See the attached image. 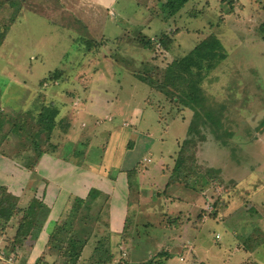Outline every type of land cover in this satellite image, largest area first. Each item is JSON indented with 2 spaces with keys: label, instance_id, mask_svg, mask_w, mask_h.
<instances>
[{
  "label": "rangeland",
  "instance_id": "1",
  "mask_svg": "<svg viewBox=\"0 0 264 264\" xmlns=\"http://www.w3.org/2000/svg\"><path fill=\"white\" fill-rule=\"evenodd\" d=\"M166 1L140 0L136 6L130 3L123 9L115 4L108 8L116 31L107 30L115 35L111 44L102 48L104 58L111 57L117 62L112 61L111 69L123 89L134 91V103L149 96L148 104L157 105L161 118L170 126L163 134V148L157 145L151 153L153 164L140 169L146 193L137 198L132 190L133 200L136 199L141 208L133 207L128 215V229L124 233L129 238H125V234L121 237L124 244L114 251L112 260L106 264H162L165 259L158 257L160 253H168L165 264H203V261L221 264L223 259L224 264H264L260 255L253 263L235 258V254L253 245L264 248V214L259 212L264 211V0H190L187 8L165 19L161 6ZM143 11L165 19L161 20V27L166 29L162 30L165 33L160 32L164 34L161 40L160 33L156 37L151 33L156 21L148 16L138 17ZM123 12L129 19L124 20ZM88 13L92 16L99 14L77 0H0V88L5 87L1 102L12 104V92L23 85L38 88L41 84L46 87L44 83L64 84V77L80 70L74 68L76 62L82 63L91 57L96 65L97 61L103 60L97 55L102 53L96 51L101 45L99 41L93 40V45L85 52L86 45L80 44L85 38L90 40L86 34L88 24L96 23V20H90ZM140 21L151 23L143 26ZM125 33L129 35L123 36ZM130 34L136 37L135 42ZM212 36L223 47L225 58L220 63L211 69L194 66L192 75L187 78L193 81L191 88L186 80L185 83L174 81L169 91L157 90L164 82V70L172 62L184 58L202 39ZM117 40H122L121 44ZM147 42H153V53L148 55L147 50H138L143 45L149 46ZM30 56L37 60L30 62L36 67L29 69L23 66V60L29 61ZM41 59H45L43 65ZM139 60L145 61L139 65ZM53 67L62 71L59 78L53 77ZM47 68L54 71L45 76ZM96 70L102 71L99 67ZM103 72L107 77V72ZM132 72L143 77L153 75L154 89L135 81ZM194 91L202 98L200 103H192L195 111L180 102L183 92L189 95ZM149 108L146 114L149 113L154 130H148L153 135L162 131V127L153 120L155 111L150 112L152 108ZM37 111L38 107L10 115L0 107V139L8 137L5 146L9 147L5 151L9 154L17 152L15 144L30 139L28 130H34L36 125L28 120L36 117ZM14 126L16 131L11 132ZM164 149L169 152L165 154ZM161 160L164 161L159 166L162 179L154 180L159 169L154 166H158ZM260 188L262 200L254 202L251 196ZM254 203L261 205L259 211ZM86 207H103V213H106L105 207L108 206L103 200L91 201ZM92 214L95 222H102L96 232L99 239L108 244L113 242L107 236L106 215L103 221L102 217L97 218L96 210ZM84 215L82 212L79 217ZM197 219L202 227L191 226ZM17 220L18 216L10 220L4 230L0 227V249L4 252L9 250L7 240L14 236ZM161 221L164 226L158 228ZM184 224H189L192 230L186 240L196 238L198 242L200 239L198 245L194 244L191 255L185 252L189 241L180 244L183 237H179L180 233L182 235L179 228ZM78 226V222L73 225L72 234L81 238L84 233H79ZM159 230L166 231V234L156 237ZM235 230L237 236L233 234ZM148 234H153L154 239L147 237ZM93 246L88 244L83 255H87ZM210 247L213 252L204 255ZM27 248L25 245L19 249L18 261L29 263ZM198 248L202 256L198 254ZM133 251L147 252V256L135 258ZM179 256L184 263L179 262ZM66 260L56 258L54 262L64 264ZM51 263L49 259L44 264ZM0 264L4 263L0 261Z\"/></svg>",
  "mask_w": 264,
  "mask_h": 264
},
{
  "label": "crops",
  "instance_id": "2",
  "mask_svg": "<svg viewBox=\"0 0 264 264\" xmlns=\"http://www.w3.org/2000/svg\"><path fill=\"white\" fill-rule=\"evenodd\" d=\"M77 1L88 5L99 13L98 15L95 14V16L88 13L90 15L89 17H91L90 20H96V23L93 22L88 24L86 34L89 36L90 40H86L85 38V41H79L80 44L84 43L87 47L86 49L83 48V52L91 47L94 40L101 43V45L97 46L98 50L96 51L102 53V48L111 44V40L115 35L114 32L109 33L107 30L111 28L112 31H116L112 24L114 19L110 18L108 15V8L115 6V4L123 9L129 6L130 3L136 6L140 0ZM110 12L112 13V11ZM125 13L126 12H123V14ZM141 15L143 17L148 16L151 20L156 21L157 25L151 29V33H153L152 36L154 35L156 37L160 32L165 33L162 30L166 29L163 26L161 27V20L165 21V19L157 17L156 15L152 16L144 11L138 13L139 18ZM126 19H129L127 14H125L124 17V20ZM140 22L143 26L151 23V21ZM119 26L120 21L117 26L118 29ZM124 26L127 27V25ZM141 29L145 30L144 28ZM145 33L146 32L143 34ZM128 35L127 33L123 34V36ZM141 35L142 33L140 32V36ZM132 37L134 41L136 37ZM121 42L122 40L119 44H121ZM138 50H147V55L148 53H153L151 48L145 47L144 45L143 48L139 47ZM97 55L103 58L101 61L96 60L97 66L92 63L91 57L82 63L76 62L74 68L80 70L70 75V77H64L65 85L62 84L64 86H62L60 82L52 84L44 83L46 87H43V84H41L38 88L25 87V85H23L17 87L15 92H12V97H10L13 101L12 104L0 101V107L4 108V111L8 112L10 115L20 112H29L36 107H38L37 112H39L42 106L48 104H53L58 111L55 119V130L50 140L42 146L41 155L32 170L26 168L23 161L21 159H16L14 154L11 155L5 151V149L9 147L5 146V141L8 140V137L7 139H0V185L5 186L7 192L17 198L19 208L27 209L30 203L35 200L47 209V216L39 236L35 240L27 238L24 242V246L27 245L28 247L26 249V254L29 257V264L35 263L37 260L42 259V257L45 261L49 259L53 261V255H49V236L52 234L55 227L63 221L69 213H71L72 216L75 214L76 222L79 224L78 228H80L79 233H84L83 240L85 241V246L81 251L78 264H90L91 255L94 253L96 243L100 240L96 232L97 229L99 230L102 222L94 221V215L92 213L95 212V210L98 219L102 217V220L105 221L104 216L106 215L105 224L107 236H110V240L113 241L109 244L111 254L113 255L118 247L121 248V244H124V242H122L123 238L121 239V237L125 234V238H129L126 236V233H124L128 229V215L133 210V207L141 208V205L136 203V199L133 200L132 190L134 189L136 192L137 198L146 193L143 187L144 181L142 180L143 175L140 169L149 163L153 164L154 159L151 153L157 145L163 148V144H165L163 134H166V130L170 125H166L165 121L161 118L162 115H160L157 105L148 104L147 101H149V96L146 98L142 97L139 99L140 101L138 100L134 103V91L123 89V87L120 86V81L117 80L114 70L111 69L113 62H117L111 57L104 58L103 53H97ZM28 60L29 61H26V59L23 60V66L29 69L31 67H36L30 64V62H32V60L36 61L37 59H33L32 56H30ZM44 61L45 59H41L40 63L43 65ZM144 61L139 60V65ZM14 63L17 64L18 62ZM55 67L58 66L55 65ZM97 67L102 71H97ZM47 69L49 70L45 72V76L51 75L55 70L54 67L53 71H50L52 68ZM57 70L58 69L54 71V73L57 72V77L55 74H53V77L59 78L62 71L60 72ZM60 70L63 69L61 68ZM103 71L107 72V77ZM79 73H85L86 75L82 77ZM7 75L11 76L13 74L8 73ZM131 75H133L135 81L143 83L139 80L135 72H132ZM7 81H11L14 85L17 84L11 79ZM71 81H74V83L71 84ZM5 86H7V83ZM4 89L5 87L0 90V98L3 95L2 91ZM16 90L18 91L16 92ZM20 102H22V104H20ZM147 107L152 108L153 111L149 108L150 112L154 113L155 111L156 116H154L153 120L161 124L162 131L156 132L157 134L152 135V133H149L148 129L151 128L154 130V128L152 127L151 119H149V113L146 114ZM164 152L167 154L169 151L164 149ZM157 153H159V151ZM167 157H162L161 159L165 160ZM162 161L163 160H161L158 166H154V169L159 168L164 162ZM157 170L156 173H158V177L154 180L160 181L162 179V173L159 171L160 168ZM139 171L140 173H138ZM262 193L263 191L261 188L256 190V192L254 191L251 200L254 202L256 199L262 200ZM75 199L83 201L81 206L78 207V210H76L77 212L72 208L75 207ZM103 200H105L108 206L105 207L106 213H103V207H86L91 201L97 203ZM254 204L255 207H257L256 211H259L261 205L257 203ZM167 208L172 209L173 207ZM82 212L85 215L83 218H80L79 214ZM259 212L264 214L263 210ZM20 216L21 215H18V219ZM79 218L80 220L78 221ZM163 222L164 221H161V223H159L158 228H160V225L164 226ZM202 226L203 225H199V227ZM189 227V224H184L180 227L179 231L182 230V235L180 233L179 237H183V243H180L181 245L189 241V244L186 245L188 249L185 252L191 255L194 244L198 245L200 239L198 242L196 238H192L191 241L186 240L189 237L188 234L192 232ZM236 230L233 233L235 236L238 235ZM14 231H16V229ZM165 232L166 231L163 232L159 230V234H157L156 237H160L161 234ZM183 233L186 234V237ZM147 237L152 240L154 239L153 234H148ZM155 240H157V238H155ZM118 243H120V245H118ZM88 244L94 246L89 250L87 255H83ZM122 250H124V248ZM210 250L211 247L208 250L206 249L204 255L213 252ZM203 251L205 252V248H203ZM198 254L202 256V252L199 251V248ZM196 255L195 253V256ZM257 255H260L264 261V248L255 246L253 248L241 250L240 253L235 254V258L241 262L246 261L253 263ZM133 256L139 259L143 257L146 258L147 252L143 254L133 251ZM178 259L179 262L184 263V260L180 256ZM180 259H182V261H180ZM201 260L203 261V259ZM223 260H221V264H224ZM166 261L167 259L164 261V264ZM202 261H199V263ZM202 263L208 264V262L205 261ZM131 264H142V262H134ZM213 264H216V261H214ZM259 264L261 263L259 262Z\"/></svg>",
  "mask_w": 264,
  "mask_h": 264
},
{
  "label": "trees",
  "instance_id": "3",
  "mask_svg": "<svg viewBox=\"0 0 264 264\" xmlns=\"http://www.w3.org/2000/svg\"><path fill=\"white\" fill-rule=\"evenodd\" d=\"M146 2L148 0H145ZM190 0H167L165 3H162V14L165 19L173 17L178 14L183 8H186L187 2ZM161 34L159 39H162ZM159 40V41H160ZM149 46L144 45L145 47L151 48L153 42H147ZM162 45V44H161ZM225 58L223 52V47L220 41L212 36L202 39L197 43L188 54L181 59H176L164 70V82L157 90L163 92L169 91L171 87L174 86V81H179L189 84V88L192 86V79L188 81V77L192 75V68L194 66L211 69L220 63ZM57 77V72L54 73ZM137 77L141 82L147 86L154 89L152 84L153 75L149 77H143L137 74ZM173 80V81H172ZM172 83V84H171ZM202 98L200 95L194 91V94L185 95L184 92L180 98L184 107H187L189 110L195 111L193 102L200 103ZM58 111L53 104H48L42 106L38 115L36 117H31L32 119L28 120L29 122L34 123L36 126L34 130H28L29 140H25L20 144H15L18 147L17 152L14 153L16 159H21L26 168L32 170L35 167V164L41 155L42 146L47 143L53 131L56 127V117ZM208 115H212L209 113ZM20 121L19 119H17ZM190 128V127H189ZM189 128L187 134H189ZM20 129V128H19ZM12 131H16V126L12 128ZM26 137L28 132L25 134ZM3 140V139H2ZM27 152L28 155H25ZM32 155V156H31ZM181 165V163H179ZM75 207H72L75 212L78 210V207L81 206L82 200L75 199ZM21 215L16 221L17 228L15 234L12 238L7 240L6 246H9L8 252L5 253L17 256V252L21 247L24 246V242L27 238L35 240L43 227L45 218L47 216V209L45 206L41 205L39 202L33 200L27 209H21L18 207V200L10 193L7 192L5 186L0 185V227L2 230L7 227L10 220L15 216ZM76 222L75 215L72 216L71 213L67 214L65 219L61 221L53 230L52 234L49 236L48 248L49 255H53L54 259H67L64 264H77L81 256V251L85 246V241L83 236L81 238L75 237L72 234V227ZM200 225V220L197 219V222L191 226ZM253 247H255L253 245ZM251 247V248H253ZM158 257H163L165 260L168 259L167 253H160ZM53 259L52 264H55ZM112 260V254L107 242L99 240L96 243L94 253L91 255L90 264H106V262ZM44 264L45 259H39L35 264ZM164 264V262L162 263Z\"/></svg>",
  "mask_w": 264,
  "mask_h": 264
},
{
  "label": "built area",
  "instance_id": "4",
  "mask_svg": "<svg viewBox=\"0 0 264 264\" xmlns=\"http://www.w3.org/2000/svg\"><path fill=\"white\" fill-rule=\"evenodd\" d=\"M209 213L211 212V208L207 209ZM217 239L218 236L216 237ZM0 261L4 264H29V263H22L21 261H18V258L11 254H6L3 250L0 249Z\"/></svg>",
  "mask_w": 264,
  "mask_h": 264
}]
</instances>
